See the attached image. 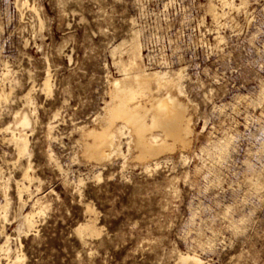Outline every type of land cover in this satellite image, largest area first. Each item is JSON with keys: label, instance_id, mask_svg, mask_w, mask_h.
Wrapping results in <instances>:
<instances>
[{"label": "rangeland", "instance_id": "rangeland-1", "mask_svg": "<svg viewBox=\"0 0 264 264\" xmlns=\"http://www.w3.org/2000/svg\"><path fill=\"white\" fill-rule=\"evenodd\" d=\"M20 2L0 0V92L9 96L0 105V187L9 188H0V202L7 195L11 203L0 229L11 236V256L16 182L31 164L25 212L38 198L47 208L21 238L25 264H175L181 252L205 264H264V0ZM134 30L148 71L183 70L184 93H170L193 131L190 148L148 160L149 169L125 157L126 136L123 154L98 164L84 159L79 140L99 128L121 78L113 50ZM24 104L34 116L32 156H20L5 130ZM226 140L220 158L214 149ZM85 222L100 235L82 239L76 227Z\"/></svg>", "mask_w": 264, "mask_h": 264}, {"label": "bare ground", "instance_id": "bare-ground-1", "mask_svg": "<svg viewBox=\"0 0 264 264\" xmlns=\"http://www.w3.org/2000/svg\"><path fill=\"white\" fill-rule=\"evenodd\" d=\"M18 3H21L20 0H18ZM231 5L236 6L234 1L231 2ZM209 10L214 19L219 17V13L213 5H210ZM140 33V30H134L129 42L122 41L113 50L114 54L117 52L121 54L119 58L114 59L121 78L113 79L109 101L105 103L104 114L95 119L101 121L100 126H97L99 128L87 129L88 131L82 132V137L79 139L80 145L83 148L84 154H82L84 155V159L89 162L94 160L96 163H104V160H108L113 156L112 153L123 154L119 144L120 136L127 137L128 153L125 157L134 155L138 162L146 163L144 165H146L147 169L150 168L148 160L155 161L161 154L167 151L168 153L169 151L173 152L178 147L180 149L191 147V135L193 131L192 127H190L191 120L187 118L188 114L186 115L187 108L181 103L182 101L180 102L174 96L173 92L174 95L170 93L171 91H176L181 95L184 93L182 87V81L184 80L183 70L148 71L143 62V46L139 41ZM123 54L127 55L126 59L122 57ZM46 76V81L43 85L45 91L49 93L51 91L50 76L49 74ZM0 93L1 105L9 96L4 91ZM24 97H26L25 102L28 105L30 102L29 94ZM26 105L23 109H19L18 112L16 111L13 121L5 128L6 131L10 132V142L14 144L20 156H29L32 152V150L30 151L31 148H29L28 131L33 130L34 116L31 115ZM52 129L53 126L49 125L48 130L51 131ZM156 132L157 134H155ZM116 141H118V144ZM106 148H109L111 151L107 149L109 153H106ZM216 149H214L217 151L215 153H218L220 158H224L229 152V142L226 140V142L219 144ZM208 150L210 151V149ZM160 164L161 162L159 161L155 162L156 167ZM30 165L28 167L29 170ZM28 168L24 170L22 179L16 182L19 210L14 219L17 223L15 232L19 247L16 249L15 254H13L14 256H11V253H13V249L10 246L11 236L5 232L4 226L0 229V237L5 238V241L0 244V250L9 255L10 261L8 260L7 264H25L26 256L22 251L21 238L22 236L30 235L36 229L38 223V219H36L37 215L40 216L46 213L47 207L43 205L41 198H38L32 204L33 208L31 211L25 212L27 200L23 198V195L29 194L30 183L34 178V175L32 174V178L30 174L32 170L29 171ZM3 182L5 183L6 181ZM2 185L6 194L7 189H9L8 185L7 183ZM255 186L258 188L260 182L256 183ZM5 196V203L0 202V218L3 217L5 218L4 220L9 218L8 212L11 204L7 195ZM92 222L95 223L94 221ZM92 222L81 223L76 227V231L82 239L85 235L91 237L100 235L96 224ZM236 227L238 228L237 225ZM0 264L2 263L0 262ZM175 264L205 263L197 254H184L181 252Z\"/></svg>", "mask_w": 264, "mask_h": 264}]
</instances>
